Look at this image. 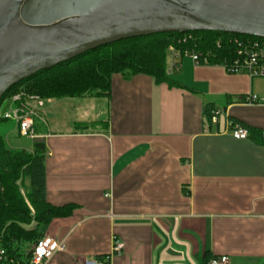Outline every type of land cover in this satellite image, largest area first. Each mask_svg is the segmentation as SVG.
I'll use <instances>...</instances> for the list:
<instances>
[{
	"label": "crops",
	"instance_id": "obj_1",
	"mask_svg": "<svg viewBox=\"0 0 264 264\" xmlns=\"http://www.w3.org/2000/svg\"><path fill=\"white\" fill-rule=\"evenodd\" d=\"M168 77L113 74L108 95L80 97L87 102L63 129L51 130L37 110L28 149L45 146L46 200L73 205L43 230L65 245L46 264L101 261L113 238L123 247L110 264H206L220 255L264 264V143L229 129L242 123L264 137V105L238 102L258 96L253 79L247 89V75L187 56ZM89 121L96 129L74 128Z\"/></svg>",
	"mask_w": 264,
	"mask_h": 264
},
{
	"label": "water",
	"instance_id": "obj_2",
	"mask_svg": "<svg viewBox=\"0 0 264 264\" xmlns=\"http://www.w3.org/2000/svg\"><path fill=\"white\" fill-rule=\"evenodd\" d=\"M198 30L264 38V0H0V101L23 79L97 46Z\"/></svg>",
	"mask_w": 264,
	"mask_h": 264
},
{
	"label": "trees",
	"instance_id": "obj_3",
	"mask_svg": "<svg viewBox=\"0 0 264 264\" xmlns=\"http://www.w3.org/2000/svg\"><path fill=\"white\" fill-rule=\"evenodd\" d=\"M190 33L197 38L195 48L211 52L213 58L210 61L218 62V56L223 55L224 48L218 50L215 40L229 33L206 30ZM182 34L155 33L97 46L23 79L10 87L1 101L19 90L37 94L44 99L108 95L113 74H120L124 78L146 74L155 82L171 83L166 72L167 47ZM192 45L193 42L189 41L180 43L179 47L189 48ZM3 122L8 121L0 117V125ZM98 122H76L74 128L81 131L93 130L96 129ZM238 124L248 130L250 137L264 143L260 131L246 124ZM45 155L46 149L42 141H34L30 150L21 149L17 152L7 150L4 148L0 133V248L4 249L9 257L20 262L25 261V264H28L30 257V253L26 251L28 243L44 235L40 227L55 217L68 215L73 208L72 204L54 206L47 202ZM20 175L28 180L26 198L36 212L33 216L35 221L33 225H29L32 221L29 207L19 193L16 183ZM0 264H3L1 260Z\"/></svg>",
	"mask_w": 264,
	"mask_h": 264
},
{
	"label": "built area",
	"instance_id": "obj_4",
	"mask_svg": "<svg viewBox=\"0 0 264 264\" xmlns=\"http://www.w3.org/2000/svg\"><path fill=\"white\" fill-rule=\"evenodd\" d=\"M167 47L166 72L177 69L180 59L187 56L194 65H218L228 73H242L248 78H261L264 80V38L251 37L242 34L229 33L225 36H219L215 40V46L218 50H223V55L218 56V62H212L213 54L209 51L203 52L195 48V38L190 31L175 39ZM193 42L189 48H180V43ZM227 49V50H226ZM10 101L7 110L2 111L0 106V117L15 122L17 131L21 136L30 139L38 138L34 129V119L36 111L43 106L46 99L39 97L37 94L27 93L19 90L6 97ZM238 102L243 105H264V97L257 96L251 92L238 96ZM210 121L217 122V117L222 113L219 108L212 109L210 112ZM230 126V125H229ZM230 134L236 139H246L249 137L248 130L239 125L233 124L229 127ZM64 241L53 239L47 235H43L36 241L29 243L26 251L30 253L28 264H46L52 255L56 252L64 250ZM123 243L116 239H112L111 252L101 261H83L84 264H110L109 259L112 255L122 250ZM0 260L3 264H25V261H18L9 257L5 250L0 248ZM206 264H229V259L225 255L211 257Z\"/></svg>",
	"mask_w": 264,
	"mask_h": 264
},
{
	"label": "rangeland",
	"instance_id": "obj_5",
	"mask_svg": "<svg viewBox=\"0 0 264 264\" xmlns=\"http://www.w3.org/2000/svg\"><path fill=\"white\" fill-rule=\"evenodd\" d=\"M166 60H167V56H166ZM236 74H242V73H236ZM247 80H248L246 81L247 89H249V78H247ZM252 85H253L254 92L258 94V96L264 97V80L261 78H253ZM78 99H81V98L80 97L78 98L66 97L62 99L54 98L51 100L50 103H45V106L43 105L37 109L38 115L41 117L42 120L48 123L51 130L55 128L63 129L65 128L66 125H68V123H70L71 121L79 117V114L81 112L79 109L84 107L83 105H81V103L87 102V100H78ZM78 101H82V102L78 104ZM89 101L92 102L91 100ZM0 106L2 108V111H5L10 106V101L4 98L0 102ZM220 109L222 108L220 107ZM95 112L96 114L98 113V115L101 116V114H103V106L99 103H96ZM222 116L223 114L221 113L219 117L220 120H222L221 119L223 118ZM7 121L8 122L6 123L3 122V124L0 125V133L2 135V141L4 143V148L12 152H17V151H20L21 149L29 150L28 145L32 141V139L25 137V136H21L19 132L17 131V126L15 122L11 120H7ZM37 126L39 127L43 126V122H41L39 119H37ZM16 183L19 189V193L22 195L26 204L29 207L30 218H32V221L30 222L29 225H33L35 224V221H33V216L36 215V212H34V209L29 204L28 199L26 198L27 189H28V180L23 175H20V178H18ZM45 226L46 225H42L40 227V231L43 232V230L45 229Z\"/></svg>",
	"mask_w": 264,
	"mask_h": 264
}]
</instances>
